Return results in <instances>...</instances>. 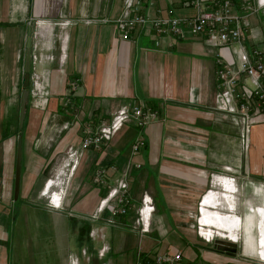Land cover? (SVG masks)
Masks as SVG:
<instances>
[{"label":"crops","instance_id":"1","mask_svg":"<svg viewBox=\"0 0 264 264\" xmlns=\"http://www.w3.org/2000/svg\"><path fill=\"white\" fill-rule=\"evenodd\" d=\"M122 3L123 0H0V264H135L149 250L174 248L181 250L188 264H204L207 258L214 260L213 264L238 262L185 238L175 220L180 218L178 208H187L190 214L188 208L197 200L198 206L237 200V196L228 194L234 192L237 181L225 174L237 167L241 145L247 148L244 172L264 177V120L252 124L247 145H239L237 128L222 112L213 110L212 115H205L213 107L216 89L212 51L199 37L173 39L170 46L156 47L152 31L145 27L130 30L132 40L114 37L111 21L120 13ZM170 7L174 12L185 8L180 0L142 3V10L149 15L156 9L163 14ZM263 13L264 9L249 18L255 37L247 40L259 47L264 45L258 24ZM57 19L72 23L58 25ZM24 23L34 24L29 56L38 57L39 52L48 51L53 58L33 61L30 56L29 73H45L48 94L40 102L27 95L19 134L22 146L18 194L13 199L21 89L17 78L20 73L21 80L23 57L17 47ZM58 28L61 34L55 33ZM25 29L26 26L24 34ZM72 79L77 84L74 89L69 88ZM66 102L74 104L81 119L68 117L70 127L58 140L48 142L51 130L47 119L54 118L57 111L61 113ZM135 102L152 103L151 109L160 115L140 129L146 146L132 159L140 162L141 168H131L130 183L127 179L129 192L142 187L137 201L142 193L152 199L150 230L140 234L129 228L134 210L129 215H118L111 224L104 223L109 216L107 208L99 212L98 220L89 218L107 189L105 185L113 182L128 162V140L137 130L131 122L123 124L108 143L82 150L66 186L63 207H48L40 193L43 182L48 174H62L61 153L67 146L79 147L82 124L100 115L108 118L116 107ZM111 164L115 170L109 168ZM97 167L106 171L102 185L91 180ZM207 176L211 178L209 184ZM261 191L260 186H255L253 193ZM249 207L242 216L201 207L200 232L209 237L210 226H215L227 232L223 237L237 240L240 230L242 252L264 257V196L260 204ZM184 216L183 220L188 221L196 215ZM89 229L94 230L92 235H88ZM192 249L197 254L193 252L191 256Z\"/></svg>","mask_w":264,"mask_h":264},{"label":"built area","instance_id":"2","mask_svg":"<svg viewBox=\"0 0 264 264\" xmlns=\"http://www.w3.org/2000/svg\"><path fill=\"white\" fill-rule=\"evenodd\" d=\"M143 1L123 0L120 13L111 21L118 38L126 40L130 30L145 27L152 31L155 45L170 46L173 39L188 37L202 39L204 45L212 51L216 79L214 104L211 110L205 111V115H212L213 110L222 112L237 128L243 145H247L249 127L264 120V45L259 47L255 42L247 40L255 37L249 17L264 9V0H180L181 6L194 9V13L185 16L176 15L172 7L166 8L163 14L159 13L160 9H156V13L149 15L142 10ZM57 23L63 25L62 22ZM30 56L33 61L53 58L48 51L39 52L38 57L33 54ZM47 83V76L43 71L30 70V98L38 102L44 100L48 94ZM69 84L71 89L77 85L75 79L70 80ZM157 117L156 110L135 102L116 107L108 118L100 120L93 131L86 130L79 140V147L67 146L64 150L62 174L58 171L44 180L40 193L45 196L46 205L53 209L63 207L66 186L82 150L90 146L97 148L101 142H107L123 124L131 122L140 130ZM62 128H66V124ZM143 145L141 135L135 134L130 143V155L137 153ZM139 167L138 162H127L112 184L105 185L107 189L89 218L98 220L99 212L107 208L109 216L104 218V223L111 224L118 215H126L128 210H134L135 217L130 229H135L140 234L150 230V217L154 210L152 199L148 194L142 193L139 204L134 207L129 198L127 179L131 168ZM109 168L115 170L112 164ZM105 176V168L97 167L91 180L102 185L105 183ZM196 227L197 234L204 241L209 240L211 236L204 237L200 232L201 227L198 224ZM93 232L94 230L89 229L88 235ZM135 264L188 263L183 260L181 250L174 248L163 249L149 257H138Z\"/></svg>","mask_w":264,"mask_h":264},{"label":"rangeland","instance_id":"3","mask_svg":"<svg viewBox=\"0 0 264 264\" xmlns=\"http://www.w3.org/2000/svg\"><path fill=\"white\" fill-rule=\"evenodd\" d=\"M192 13H194V9H192L191 7H185V8H182V9H180V10L175 12L176 15H183V16L190 15ZM254 18H256V17H254ZM57 21L58 22H62L64 26H67L69 23H72V20L66 21V20H58L57 19ZM258 22H259L258 24H261L259 27L262 30V33H263L262 37L264 38V13L262 15H260ZM29 24L31 26L34 25V24H31V23H29ZM24 25H25V23H24ZM24 25L20 26L21 29H20L19 40H18L19 42H18V47H17L18 52L16 50V52L19 55L22 54V50H23V44H24L23 36H24V28H25ZM55 33L56 34H61L60 28H58L57 30L55 29ZM131 33H128V38L130 40L133 39V34H131ZM114 37H118L116 31L114 33ZM155 46L156 47L157 46L163 47V45H160V44L159 45H155ZM165 47H167V46H165ZM175 54H179V53L176 52ZM210 59L211 60L213 59V55L212 54L210 55ZM17 82L18 83L20 82V73L18 75ZM18 87H19V85H18ZM17 89L19 90V88H17ZM17 96H18V92H17ZM66 103H67L66 105H62L61 106L62 107L61 108V113H59L57 111L56 113L58 115L56 113H53V114H55L54 118L52 117V119L51 118L47 119V127H48V129L51 130L50 134H49L51 139L48 142H55L56 140H58L59 137L61 136V134L63 133V131H66L70 127V124H69L70 119L68 117L72 118V120H74V119L75 120H80L81 119V113H79L78 110H76L74 104H72L70 102L69 103L66 102ZM69 105H70V108H68ZM108 114L110 116L111 112H109ZM159 117H160V115L157 117V119H159ZM103 119H105V118L100 115V117H97V119L95 121H92L89 124L88 123L82 124L83 126H81V127L84 129V132L82 134L84 135L86 130L93 131L96 128V126L98 125V123L100 122V120H103ZM64 124H66V128H62V125H64ZM139 131L140 130L137 129L136 132H134V134L130 138V140H128L129 144L127 146V151H126L127 152L126 154L128 155V162L131 161V160L134 161V159H132V157L135 156V155L137 156V154H139L140 151L142 150V149L139 150L136 154H131L130 155V153H129L131 140H132V138L134 137L135 134H140ZM239 139H240V137H239ZM238 144L241 145V139L239 140ZM246 149H243L242 145H241V148H240L241 154L238 157L239 160H238L237 167H235V169H234L235 172L234 171L233 172H229V173H226L225 171L223 172L224 174L226 173L225 175L227 177L232 176L235 179V181H237V187L236 186L234 187V192L233 193H228L227 192L229 195L232 194V195H234V197L237 196V200L236 201L234 200L235 198L231 199L230 201L226 200L222 204L217 203L215 201V203L209 204V206H202L200 204L199 208H198V205L196 204L197 201H198L197 200V201L194 202V204H191V207L188 208L189 210H191L190 214L188 212H186L187 208H184V207L178 208V213L180 214L179 215L180 218L177 217V219L175 220L176 224L178 225V227L179 226L182 227L181 229L184 232L183 235L185 236V238H189V240H191V241L195 240L197 242V244L199 245V247L201 245L202 246H209L210 250L215 251L213 248H215L217 246L216 244H221L222 240L227 239V238L222 236V234L227 233V232L223 231V230H221V229H219V228H217L215 226H210V228L212 229V235L209 238V240L207 239V241H204L197 234V231H196L197 227L196 226H197V224L199 226H201V224L199 223V218L202 216V214L199 213L201 207H204V209H210V210H213V211H216V210L219 211L221 209L220 210L221 213H224L226 211L225 213H232V214H235L237 216H242L247 211L250 210V207H249L250 205H251V208H252L254 205L260 204L263 201V196H264V177L262 175H257V174L250 173V172L249 173L248 172H244V166L243 165H244V161H245V158H246ZM61 154H62V156L64 155L63 152ZM61 154H60L59 157H61ZM134 162H137V161H134ZM138 163L140 164L139 168H141V163L140 162H138ZM223 167L226 168L225 166H223ZM230 173H233V174H230ZM49 175L50 174H48V176ZM206 178H207L208 184L211 183V182H209V180L211 178L209 179V176H207ZM129 179L131 180V178H129ZM129 179H128V181H129ZM129 183H130V181H129ZM150 186H151V184H150ZM255 186H260L261 187V189H262L261 194L253 193ZM216 188H217V190L220 189V187H218V186H216ZM141 190H142V187L139 186L137 189H135L134 191H130V193H129L130 194L129 198L131 199V202L134 203V205L139 203V201H137L136 199L138 198V195L141 192ZM207 193H208V191L202 197H204ZM41 197L43 198V200H45V196L41 195ZM229 205H231L232 207L229 208ZM234 208H235L236 212L233 211ZM131 212H132L131 210H128V212L126 214L129 215ZM184 215H187V217L188 216H192L193 217V216L196 215L194 217L195 220L191 219V218H188V221L187 220H183V218H185ZM261 235L264 236V230H263V234H261ZM261 235H258V237L261 236ZM237 238L238 239H237V242H236L235 256L231 257L229 255L224 254L223 252L222 253L228 258L236 259L238 262L237 263H233V262L226 263V262L222 261L221 263L218 262V264H264V257H260V256H252L251 257V256H248V255L244 254V252H242V246H241L242 238H241V235H240V230H239V232L237 234ZM199 249L204 250L202 248H199ZM155 252L156 251L149 250L148 253H146V256L149 257L150 254H153ZM193 252L195 254H197L196 250L192 249L191 256H193L192 255ZM131 253H132V251H131ZM196 261H199V259H196ZM213 261L214 260L207 258V260L204 262V264H213Z\"/></svg>","mask_w":264,"mask_h":264},{"label":"water","instance_id":"4","mask_svg":"<svg viewBox=\"0 0 264 264\" xmlns=\"http://www.w3.org/2000/svg\"><path fill=\"white\" fill-rule=\"evenodd\" d=\"M25 34H24V44H23V51H22V64H21V80L20 85L21 89L19 92V103L17 108V128H21L22 123L25 118V107L28 102L27 95H28V81H29V63H30V30L31 26L28 24L25 25ZM21 136L18 134L16 135L15 139V151H14V170H13V183H12V189H13V199L16 198L18 194V182L20 178L19 174V166H20V152H21ZM217 246L214 248L215 251L224 253L226 255H229L231 257L235 256V246L236 243L230 242L228 240H222L221 244H216Z\"/></svg>","mask_w":264,"mask_h":264},{"label":"trees","instance_id":"5","mask_svg":"<svg viewBox=\"0 0 264 264\" xmlns=\"http://www.w3.org/2000/svg\"><path fill=\"white\" fill-rule=\"evenodd\" d=\"M66 87L68 88V85H66ZM59 105H61V103L59 104ZM147 105L150 107V108H154L153 106V104L152 103H147ZM26 109H27V104H26V107H25V113H26ZM23 125H24V121H23V123H22V126H21V128H17L16 127V130L18 131V134H20V132H22V128H23ZM15 146V145H14ZM145 146H146V143L144 142V145H143V147L142 148H145ZM140 255V254H139ZM140 258H142V257H144L142 254L139 256Z\"/></svg>","mask_w":264,"mask_h":264},{"label":"bare ground","instance_id":"6","mask_svg":"<svg viewBox=\"0 0 264 264\" xmlns=\"http://www.w3.org/2000/svg\"><path fill=\"white\" fill-rule=\"evenodd\" d=\"M199 227H200V226H199ZM224 240H228V241L233 242V243H236V242H237V240H235V239H231V238H227V239H224Z\"/></svg>","mask_w":264,"mask_h":264},{"label":"flooded vegetation","instance_id":"7","mask_svg":"<svg viewBox=\"0 0 264 264\" xmlns=\"http://www.w3.org/2000/svg\"><path fill=\"white\" fill-rule=\"evenodd\" d=\"M234 252H236V246H235V251Z\"/></svg>","mask_w":264,"mask_h":264}]
</instances>
